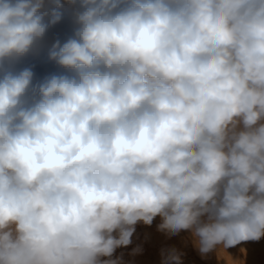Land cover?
Segmentation results:
<instances>
[{
	"label": "clouds",
	"instance_id": "9594fccd",
	"mask_svg": "<svg viewBox=\"0 0 264 264\" xmlns=\"http://www.w3.org/2000/svg\"><path fill=\"white\" fill-rule=\"evenodd\" d=\"M157 217L264 238V0H0V264H125Z\"/></svg>",
	"mask_w": 264,
	"mask_h": 264
},
{
	"label": "rangeland",
	"instance_id": "374dc122",
	"mask_svg": "<svg viewBox=\"0 0 264 264\" xmlns=\"http://www.w3.org/2000/svg\"><path fill=\"white\" fill-rule=\"evenodd\" d=\"M69 21L66 19L64 24L58 26L54 31L63 33L68 29ZM47 45L29 57L25 58L21 64L35 62L38 64V74L43 75L47 71L55 70L50 65H43L40 61L46 54ZM160 223L157 217L151 226L138 224L136 232L132 237V244L126 248L118 249L116 256L123 254L125 264H161V250L168 247H176L182 250L184 264H217L214 254L207 258H201L199 253L192 247L191 243L185 245L184 238L187 233H181L171 238L166 237L163 233L157 231V225ZM141 246L142 251L139 254L132 255V250ZM233 257L245 260V264H264V238L259 241H248L237 245L228 250Z\"/></svg>",
	"mask_w": 264,
	"mask_h": 264
}]
</instances>
